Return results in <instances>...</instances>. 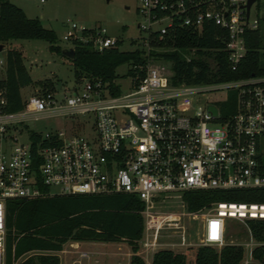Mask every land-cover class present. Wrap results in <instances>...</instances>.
Masks as SVG:
<instances>
[{"label": "built area", "instance_id": "1", "mask_svg": "<svg viewBox=\"0 0 264 264\" xmlns=\"http://www.w3.org/2000/svg\"><path fill=\"white\" fill-rule=\"evenodd\" d=\"M137 1L143 19L137 28L143 35L131 42L145 61L128 65L133 74H127V91L112 95L100 80L82 79L81 88L61 100L55 90H37L14 112L5 110L7 100L0 92V264L10 199L135 195L143 205L139 243L148 257L160 230L181 229L178 217L156 211L157 203L171 197L183 201L187 191L264 189V73L174 84L171 62L153 54L176 50L182 28L202 33L214 26L219 30L214 39L222 43L230 70H236L247 52V32L259 25L251 7L247 15V0ZM62 38L99 52L121 40L104 25L74 22ZM187 51L183 56L190 60L197 48ZM47 117H69L80 130L70 136L64 130L33 131L40 135L35 143L19 140L26 121ZM86 118L92 121L87 132ZM189 212L200 220L201 243L222 246L227 219H264V202L216 201ZM180 244H185L184 234Z\"/></svg>", "mask_w": 264, "mask_h": 264}, {"label": "trees", "instance_id": "2", "mask_svg": "<svg viewBox=\"0 0 264 264\" xmlns=\"http://www.w3.org/2000/svg\"><path fill=\"white\" fill-rule=\"evenodd\" d=\"M218 31L214 26L202 33L182 28L176 33L173 44L176 50L153 53L171 62L172 83L202 84L264 73L259 25L247 32V52L236 70H230L222 43L214 39V33ZM18 39L47 41L50 51L70 62L76 83L82 79L100 80L112 95L121 91L116 81L117 67L145 61L139 49L121 50L122 40L116 47L101 52L88 44L72 41L73 57H67L57 43L58 36L53 29L44 27L39 18L28 17L10 0H0V53L4 52L0 92L7 100L5 110L10 112L22 109L25 98L22 88L31 84L22 51L9 46L11 41ZM170 45L168 43L167 46ZM191 47H196L197 51L187 60L183 52H188ZM127 74L133 73L128 70ZM38 84L41 87L38 91L55 90L51 79ZM29 136L34 143L40 138L33 131ZM182 197L186 210L195 211L216 201L264 202V189L196 190L184 192ZM142 206V202L131 194L53 195L7 200L4 264H60L58 252L64 244L83 241H125L131 247L130 264H145L136 254L143 230V219L139 213ZM246 223L257 243L251 250V257L258 264H264V219H248ZM243 256L242 246L225 243L219 251L209 246H192L182 252L159 249L153 254L151 264H241Z\"/></svg>", "mask_w": 264, "mask_h": 264}, {"label": "rangeland", "instance_id": "3", "mask_svg": "<svg viewBox=\"0 0 264 264\" xmlns=\"http://www.w3.org/2000/svg\"><path fill=\"white\" fill-rule=\"evenodd\" d=\"M13 4L22 8L26 15L31 18H39L44 27L53 29L58 36V44L63 49L70 48V42L62 37L68 31L71 23L78 26L93 27L97 24L106 26L109 34L118 36L122 40L121 50H132L131 39L143 35L137 28V23L143 19L137 14V0H10ZM251 16L259 18V27L262 32V60L264 62V0H258L251 6ZM9 46L19 48L24 57V63L31 77V84L22 88L23 97L36 93L40 89L39 81L51 79L54 82L56 97L61 100L63 95H68L74 88H81L82 82L76 83L70 62L60 54L50 51L49 43L42 39H18L10 42ZM156 46V45H154ZM163 46V44L159 45ZM158 48V47H157ZM6 49V48H5ZM161 49V48H159ZM166 49V47H164ZM3 56L0 53V75H3ZM129 67L127 64L120 65L116 69L117 83L121 90L127 91L129 86ZM76 119L81 116H73ZM72 117V118H73ZM86 132L89 130L91 120L85 119ZM79 123L69 120V117H47L39 120H28L21 126L19 140L28 143L32 131H66L70 136L72 132H78ZM75 127V129H74ZM77 127V128H76ZM156 211L160 213H171L178 217V228H165L160 230L158 235V245L153 251L154 254L159 249H171L182 252L192 246H209L217 251L225 243L240 245L244 249L243 260H248L251 264H258L251 257V250L256 241L252 238L246 220L227 219L226 235L227 239L222 246L204 245L201 243L202 229L200 220L187 211L184 202L178 197H171L167 201L156 204ZM184 234L185 244H180L181 235ZM67 242L63 249H72ZM80 247L74 249L72 259H90L95 257L101 261L109 263L119 261L120 264H130L131 247L125 241L116 242H80ZM104 252V253H103ZM106 253V254H105ZM145 264H150L153 255L147 257L140 246L137 253ZM88 255L90 258H87ZM148 258V259H147ZM241 262V264H242Z\"/></svg>", "mask_w": 264, "mask_h": 264}, {"label": "crops", "instance_id": "4", "mask_svg": "<svg viewBox=\"0 0 264 264\" xmlns=\"http://www.w3.org/2000/svg\"><path fill=\"white\" fill-rule=\"evenodd\" d=\"M24 11V10H23ZM25 12V11H24ZM80 242H73L70 244L72 249H62L61 251L58 252V255L60 257V264H120L119 261H115V262H107V261H101L98 258H94L93 260L90 261V259H72V254L75 252L74 249L79 248L80 246ZM104 253V252H103ZM106 254V253H105ZM87 256V258H90V256ZM152 261V259H151ZM151 264V262H150Z\"/></svg>", "mask_w": 264, "mask_h": 264}, {"label": "water", "instance_id": "5", "mask_svg": "<svg viewBox=\"0 0 264 264\" xmlns=\"http://www.w3.org/2000/svg\"><path fill=\"white\" fill-rule=\"evenodd\" d=\"M255 2H256V0H247V3L245 5L247 15L249 14V10H250L251 5H253V3H255ZM1 49H2V45H0V51H1ZM62 52L67 57H70V58L73 57V49L72 48L64 49Z\"/></svg>", "mask_w": 264, "mask_h": 264}]
</instances>
